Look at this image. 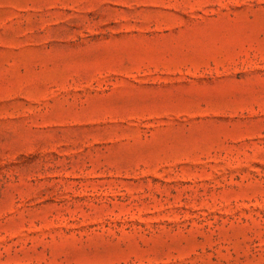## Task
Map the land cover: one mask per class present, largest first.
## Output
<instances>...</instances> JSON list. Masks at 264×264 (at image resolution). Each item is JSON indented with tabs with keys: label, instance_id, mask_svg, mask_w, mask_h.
<instances>
[{
	"label": "rangeland",
	"instance_id": "374dc122",
	"mask_svg": "<svg viewBox=\"0 0 264 264\" xmlns=\"http://www.w3.org/2000/svg\"><path fill=\"white\" fill-rule=\"evenodd\" d=\"M0 264H264V0H0Z\"/></svg>",
	"mask_w": 264,
	"mask_h": 264
}]
</instances>
